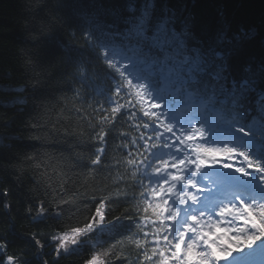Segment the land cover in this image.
I'll use <instances>...</instances> for the list:
<instances>
[{"label": "trees", "instance_id": "trees-1", "mask_svg": "<svg viewBox=\"0 0 264 264\" xmlns=\"http://www.w3.org/2000/svg\"><path fill=\"white\" fill-rule=\"evenodd\" d=\"M93 2L99 11L90 10L89 19L95 12L101 24L126 11L127 0H0V243L6 245L0 260L12 255L27 264H84L94 253L108 252L101 257L106 264H151L143 252L152 257V233L159 225L151 208L144 209L159 202L145 195L151 191L140 176L147 177L144 168L128 164L143 159L140 137L152 133L141 126L148 120L131 107L122 109L119 120L101 124L115 106L105 103L109 80L94 70L81 81L67 62L68 45L92 59L79 30L88 19L74 6ZM155 6L188 25L189 47L213 43L229 82L257 70L245 100L246 107L254 106L264 92L258 75L264 64V0H155ZM101 129L103 143L93 139ZM101 148V166L85 167ZM260 151L264 146L255 154ZM102 200L106 219L120 217L124 227L86 236L79 250L58 255L53 237L82 227ZM41 208L46 216H38Z\"/></svg>", "mask_w": 264, "mask_h": 264}, {"label": "snow or ice", "instance_id": "snow-or-ice-1", "mask_svg": "<svg viewBox=\"0 0 264 264\" xmlns=\"http://www.w3.org/2000/svg\"><path fill=\"white\" fill-rule=\"evenodd\" d=\"M125 7L123 14H113L109 23L101 24L95 12L89 19L90 10L99 11L94 2L75 5L74 12L88 19L79 30L92 59L86 60L72 45L66 50L67 62L81 81L97 70L110 82L105 103L115 106L101 117V124L119 120L124 116L122 109L131 107L148 120L141 127L153 135L140 137L143 159L128 161L132 169H152L154 175L140 176L157 181L155 187L151 183L148 187L159 203L149 204L144 212L151 208L157 217L154 223L159 229L152 235L158 239L151 241L156 245L152 257L144 251V259L151 264H264V151L247 150L257 135L264 142V92L258 94L254 106H245L248 93L254 91L251 77L257 70H248L246 79L229 82L213 43L189 47L188 25H178L166 7L157 12L155 0H127ZM258 75L264 79V64ZM173 95L194 108L231 117L224 129L227 141L218 144L215 128L205 129L199 120L200 126L191 132L166 122L171 119L166 109ZM93 139L103 143V129ZM103 151L97 149L95 159L85 167L99 168ZM237 156L242 157L238 164ZM153 162L158 163L153 166ZM217 165L232 171L224 172ZM210 171L216 172L217 179L202 185L198 177L207 181ZM104 208L102 200L82 227L53 237L58 255L79 250L86 236L124 227L120 217L108 221ZM46 215L41 208L38 216ZM129 223L136 222L129 218ZM131 243L141 249L139 240ZM5 247L0 243V253ZM107 255L94 253L84 264H106L101 257ZM0 264L27 262L9 255Z\"/></svg>", "mask_w": 264, "mask_h": 264}, {"label": "rangeland", "instance_id": "rangeland-1", "mask_svg": "<svg viewBox=\"0 0 264 264\" xmlns=\"http://www.w3.org/2000/svg\"><path fill=\"white\" fill-rule=\"evenodd\" d=\"M166 111H168V110L166 109ZM213 112H215V111H210V116L213 115ZM217 113H218V112H217ZM200 117H203V121H204V122H203V126H204L205 128H207V126H210V125H215V122L212 121V120H210L206 114H202V113H201V114H200ZM205 120L208 121V124L205 123ZM197 121H198V120H192L191 123H189V125H187L185 128H187V129H189V130H192V129H194V128L200 126V123H198ZM223 127H226V125L223 126ZM246 131H247V129H246ZM218 132H219V134H222L220 131H218ZM220 142H222V140H221ZM220 142H217V143L219 144ZM249 143H250V147H253L254 149H257L259 146H261L262 143L264 144V142H262V141L260 140V138H259L258 135H257V137H255L253 140H251ZM248 149H249V148H248ZM240 159H241V157L237 156V158H235V162L238 164L239 161H240ZM225 170H226L227 172L232 171L231 169H225Z\"/></svg>", "mask_w": 264, "mask_h": 264}, {"label": "bare ground", "instance_id": "bare-ground-1", "mask_svg": "<svg viewBox=\"0 0 264 264\" xmlns=\"http://www.w3.org/2000/svg\"><path fill=\"white\" fill-rule=\"evenodd\" d=\"M216 179H217V177L213 178V177L211 176V173L209 172V173H208V180L205 181V180L202 179V181H203V182L211 183L212 181H215Z\"/></svg>", "mask_w": 264, "mask_h": 264}]
</instances>
